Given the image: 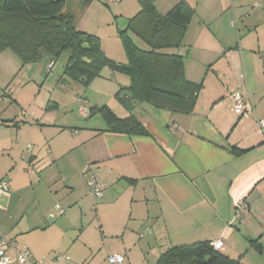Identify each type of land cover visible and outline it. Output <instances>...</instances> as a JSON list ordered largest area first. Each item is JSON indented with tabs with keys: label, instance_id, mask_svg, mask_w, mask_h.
<instances>
[{
	"label": "crops",
	"instance_id": "1",
	"mask_svg": "<svg viewBox=\"0 0 264 264\" xmlns=\"http://www.w3.org/2000/svg\"><path fill=\"white\" fill-rule=\"evenodd\" d=\"M180 1L193 15L181 48L167 52L184 57L185 78L201 86L189 115L147 104L128 111L117 95L129 85H117L112 104L79 98L75 118L48 91L65 79L49 83L37 65L46 56L51 71L48 53L24 64L0 52V238L9 243L0 249L9 264H19V249L41 264H93L111 254L155 264L167 249L216 240L226 257L264 264V0L154 3L164 15ZM128 4L139 11L138 0ZM234 92L248 101L244 116L231 109ZM130 116L148 136L109 130L115 117ZM66 254L69 261L56 258Z\"/></svg>",
	"mask_w": 264,
	"mask_h": 264
},
{
	"label": "trees",
	"instance_id": "2",
	"mask_svg": "<svg viewBox=\"0 0 264 264\" xmlns=\"http://www.w3.org/2000/svg\"><path fill=\"white\" fill-rule=\"evenodd\" d=\"M91 1L83 0L85 5ZM138 3L139 11L128 19L125 30L120 31L125 64L107 59L101 53L99 39L78 30L73 15L65 13V0H0V52L9 49L25 64L37 60L42 52L58 58L69 51L64 69L68 78L87 85L103 66H109L127 75L128 90L140 105L189 115L201 86L185 78L184 57L167 51L181 48L193 9L180 1L162 15L154 0H138ZM128 31L145 47L136 45ZM117 98L131 111V100L119 94ZM101 111L103 108L90 110L91 113ZM109 128L127 136H148L142 124L132 116L115 117ZM253 246L261 253L258 243L254 242ZM155 264L242 263L226 257L205 241L167 249Z\"/></svg>",
	"mask_w": 264,
	"mask_h": 264
},
{
	"label": "rangeland",
	"instance_id": "3",
	"mask_svg": "<svg viewBox=\"0 0 264 264\" xmlns=\"http://www.w3.org/2000/svg\"><path fill=\"white\" fill-rule=\"evenodd\" d=\"M128 2H132V0H122V3H125L123 6H121L122 3L119 4L110 0H92L88 5H85L83 0H66L67 11L72 13L77 28L95 35L99 39L101 53L107 59L119 64L126 63L120 31L125 30V20L132 18L138 12L134 11V8ZM128 33L132 36L129 31ZM133 39L136 45H141L139 46L141 48L145 47L139 39L135 37ZM69 56L70 52L68 51L58 58L49 57L54 63L51 71L47 68L49 62L46 60V56H42L37 65L41 63L40 67L47 72H44V75L51 77L49 83H53L58 77L65 79V84L61 82L59 86L54 87L48 85V91L54 94V98L60 100V102L70 103L75 118H77V113H79V98L86 97L90 102H99L100 106L108 102L112 104L114 103V87L117 85L119 87L129 85V78L126 74L115 71L109 66H103L99 75L85 86H79L73 82L67 84L69 80H67L68 76L64 74V69ZM39 73L42 74L41 72ZM99 116L103 119V116L100 114ZM66 256L69 255L66 254ZM91 260L86 264H90ZM106 261L107 259L105 258H97L93 260V264Z\"/></svg>",
	"mask_w": 264,
	"mask_h": 264
},
{
	"label": "built area",
	"instance_id": "4",
	"mask_svg": "<svg viewBox=\"0 0 264 264\" xmlns=\"http://www.w3.org/2000/svg\"><path fill=\"white\" fill-rule=\"evenodd\" d=\"M112 2H118L120 0H110ZM227 1V0H224ZM230 2H232L233 0H228ZM230 101H231V109L234 112V114L238 117L244 116L245 114L248 113V101L246 100V98L240 94L239 92H234L230 95ZM81 112L84 116H87L88 111L86 110V108L81 107ZM259 125V129L262 133H264V118L259 120L258 122ZM91 187V191H92V195L98 199H100L102 197V187L100 184H98L97 182H93L90 184ZM0 190H6V185L5 183H0ZM241 212H244V206L243 204L240 202L238 204V209H237V213H236V217H240ZM0 242L3 245H9V243H7L3 238H0ZM212 246L214 249L219 250L222 246V242L221 240H216L212 242ZM58 260H62L64 259L65 261H69V257L68 256H58L57 258ZM107 261L110 264H123L125 259L122 255L119 254H111L107 257ZM16 262L19 264H41V261H37L34 262L33 258L30 254V252L26 249H19L17 252V256H16ZM10 261L7 258L4 249H0V264H9Z\"/></svg>",
	"mask_w": 264,
	"mask_h": 264
},
{
	"label": "water",
	"instance_id": "5",
	"mask_svg": "<svg viewBox=\"0 0 264 264\" xmlns=\"http://www.w3.org/2000/svg\"><path fill=\"white\" fill-rule=\"evenodd\" d=\"M120 96L131 100V104H132L133 107H135V106H137L139 104L138 102L133 100V94L130 91H122L120 93Z\"/></svg>",
	"mask_w": 264,
	"mask_h": 264
}]
</instances>
